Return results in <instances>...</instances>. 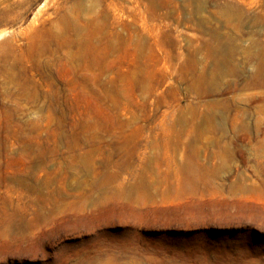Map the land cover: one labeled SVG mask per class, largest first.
Returning <instances> with one entry per match:
<instances>
[{"label": "rangeland", "instance_id": "374dc122", "mask_svg": "<svg viewBox=\"0 0 264 264\" xmlns=\"http://www.w3.org/2000/svg\"><path fill=\"white\" fill-rule=\"evenodd\" d=\"M0 264H264V0H0Z\"/></svg>", "mask_w": 264, "mask_h": 264}]
</instances>
